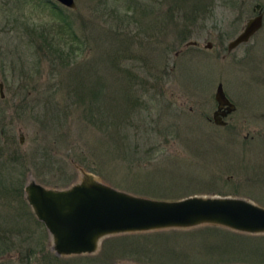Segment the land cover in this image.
<instances>
[{
	"label": "rangeland",
	"instance_id": "rangeland-1",
	"mask_svg": "<svg viewBox=\"0 0 264 264\" xmlns=\"http://www.w3.org/2000/svg\"><path fill=\"white\" fill-rule=\"evenodd\" d=\"M130 1L75 0L77 7L70 9L55 0H0V264L132 262V258L107 256L102 251L104 240L124 234H148L155 248L151 255L177 264H244L248 262L228 261L249 255L252 246L264 248L262 242L248 243L254 240L240 243L248 233L203 224L110 235L93 254L57 255L52 250L48 231L24 194V186L32 179L62 189L79 182L86 173L130 194L176 200L191 195L228 196L235 188L221 185L226 176L233 174L239 180L264 172L262 156L252 158L242 146L228 143L227 135L215 133L199 113V106L214 104L213 88H209L218 75L228 79L230 93L244 109L264 105V90L240 83L245 72L253 73L259 63L252 60L243 71L212 59L215 48L205 52L212 55L204 53L207 41L234 39L246 16L237 27L233 25L238 14L233 0H203L199 13L208 18L184 23L179 19L184 13L171 0H133L137 7L125 14ZM256 1L250 0L251 4ZM52 5L73 21L80 46L71 53L74 57L68 64L55 67L44 56L47 50L42 52L31 44L29 33L32 26L59 31L60 19L51 11ZM143 8L155 16L170 12L178 19L174 24L167 22L161 34L133 21L141 19ZM116 35H122L126 46L131 44L140 60L122 61L121 68L134 75L128 83L119 84L113 82L106 65L99 63L107 88L105 102L88 105L89 98L79 96L81 85L71 84L70 72L76 65L91 64L97 54H109ZM192 41L197 45H188ZM260 49L264 51V28L254 50L264 55ZM80 77L76 74L75 80L83 81ZM85 81H89L87 77ZM124 85L128 92L123 93ZM84 87L87 92L89 85ZM53 93L58 102L55 110L46 104ZM112 96L124 106L121 114L109 112L106 100ZM59 110V122L51 121ZM21 156L26 163L19 160ZM256 177L240 184L237 195L264 206V175ZM251 235L259 241L264 236Z\"/></svg>",
	"mask_w": 264,
	"mask_h": 264
},
{
	"label": "water",
	"instance_id": "water-1",
	"mask_svg": "<svg viewBox=\"0 0 264 264\" xmlns=\"http://www.w3.org/2000/svg\"><path fill=\"white\" fill-rule=\"evenodd\" d=\"M55 1L70 9L77 7L75 0ZM260 25L259 18L252 19L229 43V48L248 39ZM2 88L0 83L1 97ZM216 99L227 101L220 87ZM24 194L48 231L51 248L57 255L93 254L102 239L110 235L203 224L264 234V206L240 197L191 195L176 200L152 199L118 190L86 173L79 182L62 189L48 188L32 179L24 186Z\"/></svg>",
	"mask_w": 264,
	"mask_h": 264
},
{
	"label": "trees",
	"instance_id": "trees-1",
	"mask_svg": "<svg viewBox=\"0 0 264 264\" xmlns=\"http://www.w3.org/2000/svg\"><path fill=\"white\" fill-rule=\"evenodd\" d=\"M173 2V6H177L178 11L183 12V15H179V19L185 21H195L198 18L203 21V19L206 17L205 15H201L200 10L204 6L203 0H171ZM128 4V6L125 8V14H127L132 9H135L137 5L134 3ZM51 11L60 19V29L57 32L56 30H52L53 28H44L43 30H37L34 26L29 29L30 33V41L33 46H35V49H39L43 52V50H47L44 53L45 58L49 63L53 65V67L58 65H65L68 64L69 60L74 57L71 53L78 52L80 49L79 41L77 40L78 35L75 32V27L73 21H70L66 15L62 13L55 5L51 6ZM139 9V8H138ZM142 9V8H141ZM141 14L139 18H135L133 21L139 22L141 25H148L151 28L157 29L159 33L163 34V28L165 27V24L167 22L173 23L175 22V19H178V16H174L172 13H165V12H159L156 16L152 13V11H146V8H143L142 11H140ZM211 14V13H210ZM209 15V14H208ZM145 18H148L146 21ZM145 22H144V21ZM124 18L120 17V22H123ZM140 25V26H141ZM120 31V30H119ZM139 34H141L140 31H138ZM181 34V32H179ZM119 34V32H118ZM128 35V34H127ZM117 37H113V40L116 41L115 46L112 48V51L109 52V54L103 56V54H97L94 56L90 61L91 64H80L76 65L75 69L70 72L71 75V84H80L81 87L78 89L80 90V97L86 95L88 99V105H96L98 103L102 104L105 102V94H106V84L104 80L102 79V73H99L98 67L99 63L106 65L107 70L109 71L110 77H112L114 80L113 82L116 84H119L120 81H126L130 80V78L134 75L131 70H128L126 68H121L122 61H131V60H140L139 57H136L133 54V51L131 50V44L129 43L127 46L124 44L125 39L123 40L120 38L121 36L116 35ZM142 35L140 36V38ZM40 39L41 42H37L36 40ZM66 50V53L65 51ZM138 53V52H137ZM145 61L144 58L141 59V61ZM76 74H78L80 79H83V81L79 80L77 82ZM138 76V75H137ZM88 78V82L85 81V78ZM77 82V83H76ZM128 83V82H127ZM84 84H88L89 88L86 92V88L84 87ZM122 88L123 93L125 91V85ZM85 91H84V90ZM127 91V89H126ZM125 91V92H126ZM128 92V91H127ZM117 97V96H114ZM129 98V97H128ZM108 102V103H107ZM46 104H49L50 107H53V109H56V96L55 93L48 96L46 98ZM109 105V112L112 111H119L120 114L122 113V109L124 106L120 103H118V99H114L113 96L111 100H106V106ZM114 105L117 107L115 108ZM47 106V105H45ZM98 109L97 111H99ZM62 111H57L54 114V119L50 118L51 121L59 122L61 117ZM102 113V112H100ZM106 112L103 114L105 115ZM113 113V112H112ZM115 114V113H113ZM118 114V113H116ZM115 114V115H116ZM55 123V122H54ZM36 155V154H35ZM45 156V155H44ZM39 156H36V159ZM18 158V157H16ZM26 163L25 156L19 157V160ZM19 161V162H20ZM35 162V161H33ZM211 226H209L210 228ZM209 230H211L213 233H216V228L212 226ZM236 233V232H235ZM140 235V236H138ZM145 235V236H144ZM238 236V234H235ZM247 235V234H246ZM252 237V238H251ZM262 241H259L258 236L256 235H249L247 239L242 238V241L240 243H244L246 241H252L254 242H248L249 244L255 245L259 244V242L264 243V236H259ZM150 240L152 238H148V234H127V235H121V236H114L112 238L106 239L103 241L102 247L105 252V255L114 257L121 256L122 259H129L132 258V262L138 263V264H177L173 262H162V259H157L159 257L151 255V252L153 251L154 245L150 243ZM235 243V242H234ZM157 246V245H155ZM115 252H119L118 254H114ZM249 255L247 256H237L234 258L233 261L230 262H248L249 264H264V248H261L259 246L251 247L248 249ZM157 253V251H156ZM244 263V264H248ZM179 264H185V263H179ZM187 264V263H186ZM232 264H239V263H232ZM241 264V263H240Z\"/></svg>",
	"mask_w": 264,
	"mask_h": 264
},
{
	"label": "flooded vegetation",
	"instance_id": "flooded-vegetation-1",
	"mask_svg": "<svg viewBox=\"0 0 264 264\" xmlns=\"http://www.w3.org/2000/svg\"><path fill=\"white\" fill-rule=\"evenodd\" d=\"M232 6L234 10L238 11L237 16L233 21V25L239 26L244 16H246L239 31L234 36L236 39L246 28L247 24L255 18H259L261 25L256 29L248 39L241 41L229 48V42H224L219 37L214 43L207 41L204 47V53L213 50L211 53H205L206 56L212 55V59L221 61L223 63H231L239 70L247 71V64L254 60L259 63V67L253 73H247L240 83H251L256 88L264 90V55L255 54L254 50L258 48L260 34L264 28V2L257 0L256 3L251 4L250 0H233ZM206 16L203 22L207 19ZM197 45V43L195 44ZM260 51H262L260 49ZM264 52V51H262ZM228 79L222 76H217L210 84V89L213 88V101L211 107L199 106V113L202 121L209 126L215 133H224V139H228L230 144H237L242 146L244 152L250 157L262 156L264 160V105L244 109L239 100L235 98L229 91ZM221 88L227 101L224 103L216 99L218 88ZM215 90V91H214ZM190 110L192 108L190 107ZM244 154V155H246ZM261 159V157H260ZM255 178L259 175H264L262 170L253 172ZM226 180L222 181L221 185L232 184L234 193L228 196H238V188L240 184H247L253 182L255 178L245 177V179H237L233 174L226 176ZM227 196V195H225ZM245 198L246 197H240Z\"/></svg>",
	"mask_w": 264,
	"mask_h": 264
}]
</instances>
